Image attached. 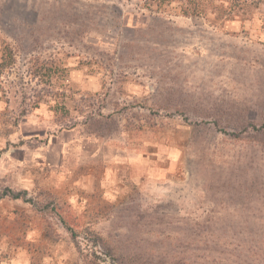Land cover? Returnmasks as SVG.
I'll return each instance as SVG.
<instances>
[{"label":"rangeland","instance_id":"rangeland-1","mask_svg":"<svg viewBox=\"0 0 264 264\" xmlns=\"http://www.w3.org/2000/svg\"><path fill=\"white\" fill-rule=\"evenodd\" d=\"M6 48L35 203L0 198V264H264V0H0Z\"/></svg>","mask_w":264,"mask_h":264},{"label":"trees","instance_id":"trees-1","mask_svg":"<svg viewBox=\"0 0 264 264\" xmlns=\"http://www.w3.org/2000/svg\"><path fill=\"white\" fill-rule=\"evenodd\" d=\"M245 3H247V2H245ZM248 4L252 5V6L256 5L255 1H250ZM4 51L5 52L2 55L1 60H0V78H1L2 73L6 69L11 67V65L13 63V59L9 54V50L6 48ZM0 87H1V80H0ZM216 125H219V122H217ZM242 129H244L245 132L248 131V132H254V133H264V124L257 125L254 123H249L247 125H244L242 127ZM240 188L242 189V190H240V192L242 194H249L250 193L251 189L247 185V183H241ZM5 197H9L12 199H21L25 202L32 203V204L35 203V202H33V198L29 197V193L27 190H18L17 191V190L10 188V187H6V188L0 190V198H5ZM73 236L76 238L78 235L76 233H74ZM94 253H96V252H94ZM111 253H114V252L111 251Z\"/></svg>","mask_w":264,"mask_h":264}]
</instances>
